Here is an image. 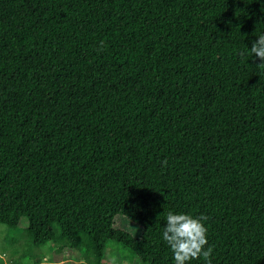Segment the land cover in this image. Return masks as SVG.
<instances>
[{
  "label": "trees",
  "instance_id": "1",
  "mask_svg": "<svg viewBox=\"0 0 264 264\" xmlns=\"http://www.w3.org/2000/svg\"><path fill=\"white\" fill-rule=\"evenodd\" d=\"M262 32L264 0H0V223L175 264L167 214L204 215L212 264H264Z\"/></svg>",
  "mask_w": 264,
  "mask_h": 264
},
{
  "label": "clouds",
  "instance_id": "2",
  "mask_svg": "<svg viewBox=\"0 0 264 264\" xmlns=\"http://www.w3.org/2000/svg\"><path fill=\"white\" fill-rule=\"evenodd\" d=\"M104 42H100V47ZM250 54L259 58L258 68L264 69V32L252 41ZM166 164L167 161H164ZM207 216H192L187 213L169 212L166 216V226L163 227L162 237L173 254L175 264H188L189 261L203 257L206 264H212L213 248L208 245L207 227L204 223Z\"/></svg>",
  "mask_w": 264,
  "mask_h": 264
},
{
  "label": "rangeland",
  "instance_id": "3",
  "mask_svg": "<svg viewBox=\"0 0 264 264\" xmlns=\"http://www.w3.org/2000/svg\"><path fill=\"white\" fill-rule=\"evenodd\" d=\"M24 233L27 235L20 228H12L0 223V260H2V264H93L85 258L72 260L71 256L64 257L67 260L65 263L55 262L58 255L55 252L58 251V246H53L54 243L35 246ZM102 264H141V262H136L135 255L128 247L117 241H109Z\"/></svg>",
  "mask_w": 264,
  "mask_h": 264
}]
</instances>
